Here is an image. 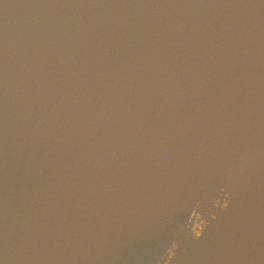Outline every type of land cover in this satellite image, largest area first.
Here are the masks:
<instances>
[{
	"label": "water",
	"instance_id": "95a60500",
	"mask_svg": "<svg viewBox=\"0 0 264 264\" xmlns=\"http://www.w3.org/2000/svg\"><path fill=\"white\" fill-rule=\"evenodd\" d=\"M0 264H264V0H0Z\"/></svg>",
	"mask_w": 264,
	"mask_h": 264
}]
</instances>
